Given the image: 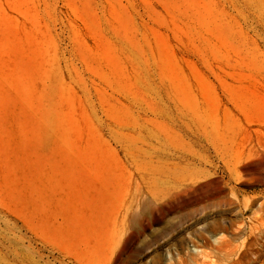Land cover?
Instances as JSON below:
<instances>
[{
  "label": "rangeland",
  "instance_id": "374dc122",
  "mask_svg": "<svg viewBox=\"0 0 264 264\" xmlns=\"http://www.w3.org/2000/svg\"><path fill=\"white\" fill-rule=\"evenodd\" d=\"M263 87L264 0H0V264H264Z\"/></svg>",
  "mask_w": 264,
  "mask_h": 264
},
{
  "label": "bare ground",
  "instance_id": "6f19581e",
  "mask_svg": "<svg viewBox=\"0 0 264 264\" xmlns=\"http://www.w3.org/2000/svg\"><path fill=\"white\" fill-rule=\"evenodd\" d=\"M212 90L213 91H207L206 90V92H202L201 96L205 97L204 102L207 103L206 105H207L208 109L212 110V112L214 113V116L212 118L214 123H216L217 125H220L222 122V119H226L227 116H230L232 118L237 117L236 119H238V120H242V119L245 120L247 118V116H249L248 115L249 112L246 111V109H244L243 106L242 107L239 106L237 104V102H235V100L232 98L233 90H232V87L230 85L222 83L219 81L218 83L213 85ZM236 119H234V120H236ZM255 126L256 127L253 128L249 123V124H245L243 127L242 131H243L244 135L246 136L245 140L247 141L248 144L245 143L246 145H244V147H242L243 154L241 157L245 156L246 159H248V160L254 159V158H259L262 160V162L264 164V118L256 121ZM241 134L242 133H240V135ZM252 139H253V141L256 140V142H257L256 145H252V143H251ZM229 149H231V148H229L226 144L218 145V146H215V148H214L215 152L217 153V158L219 160H221L225 164V166L228 168V170L230 172V176L231 177L236 176V178H237L238 175L240 174L241 170H243L242 161L236 160L235 162L232 163V162H230V160H227L225 155L227 154V151ZM225 150H226V152H225ZM230 166H232V167H230ZM191 185H193V184H191V182L189 183L187 181H182V183L178 184L174 188L173 191H167L165 193V195L166 196H173V195L183 194L191 188ZM200 186H202V185H200ZM191 190H192V188H191ZM156 200L159 201L158 198ZM170 201L172 202V200H170ZM173 201H174V199H173ZM165 206H167V205H165ZM168 206H170V205H168ZM130 211H131V207L129 205L123 209L121 214L118 213V215H119L118 217H121L122 221H123L122 236L124 237V246L121 250L119 249L120 252H118L112 256H120L121 253L127 249L128 245L133 243L135 241V238L137 237L136 234L134 232L130 231L128 226L126 225L127 219L130 215ZM156 212H158V207L156 208ZM58 242L62 245V247L61 246L60 247L62 248L63 251H65V252L71 251L72 252V254H71L72 256H70V258L72 259L73 264H92L93 263V262L92 263L89 262L92 259L89 257V255L87 253V249L82 250L80 248L81 245H80V242L78 239H76L74 241L71 240L69 242L66 239H63V236H62V239L58 240ZM115 260L116 259H112V260L108 259L101 264H109L110 262L112 263Z\"/></svg>",
  "mask_w": 264,
  "mask_h": 264
}]
</instances>
